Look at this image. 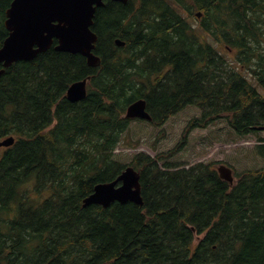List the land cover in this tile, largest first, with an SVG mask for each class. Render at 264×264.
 Here are the masks:
<instances>
[{"label":"trees","instance_id":"obj_1","mask_svg":"<svg viewBox=\"0 0 264 264\" xmlns=\"http://www.w3.org/2000/svg\"><path fill=\"white\" fill-rule=\"evenodd\" d=\"M10 2L0 0V47ZM92 29L98 66L54 41L0 75V139L15 138L0 148V264H264V167L229 184L210 162L171 160L194 128L218 120L258 136L264 0H104ZM86 77L85 97L70 101L68 86ZM138 98L156 127L189 105L200 114L172 149L123 163L115 149ZM127 165L142 205H82Z\"/></svg>","mask_w":264,"mask_h":264},{"label":"water","instance_id":"obj_2","mask_svg":"<svg viewBox=\"0 0 264 264\" xmlns=\"http://www.w3.org/2000/svg\"><path fill=\"white\" fill-rule=\"evenodd\" d=\"M127 2V0H117ZM104 0H11L5 11L4 25L8 35L0 47V75L4 67L17 60H31L41 51L49 48L54 39L56 50L80 53L90 66H97L100 58L93 52L97 34L92 29L93 16ZM200 12H197V16ZM116 44L124 42L116 39ZM86 78L74 81L67 88L70 101L82 99L86 94ZM127 118L150 119L145 109V100L131 102L126 108ZM260 129H264L261 126ZM13 137L0 141V146H9ZM221 178L231 181L230 169L225 165L217 167ZM132 201L142 205L139 172L128 165L120 175L111 181L97 183L93 191L83 198V205L100 204L109 206L113 202Z\"/></svg>","mask_w":264,"mask_h":264},{"label":"rangeland","instance_id":"obj_3","mask_svg":"<svg viewBox=\"0 0 264 264\" xmlns=\"http://www.w3.org/2000/svg\"><path fill=\"white\" fill-rule=\"evenodd\" d=\"M200 17L193 16L192 22L198 23ZM209 38H206V41ZM264 94V90L258 86ZM199 116V110L187 106L170 116L161 126L155 127L145 120L133 119L129 128L122 135L117 146L116 156L123 163H128L130 157L138 151H144L154 156L158 152H166L178 144L187 123L193 117ZM258 136L264 138V129ZM258 136H241L233 132L224 121L218 120L207 127L194 128L187 136L182 150L171 158L181 163L197 162L212 163L217 168L220 165L229 167L235 181V174L248 169L264 167V159L254 150ZM10 217V216H9Z\"/></svg>","mask_w":264,"mask_h":264},{"label":"bare ground","instance_id":"obj_4","mask_svg":"<svg viewBox=\"0 0 264 264\" xmlns=\"http://www.w3.org/2000/svg\"><path fill=\"white\" fill-rule=\"evenodd\" d=\"M83 202V201H82ZM82 205H83V203H82ZM89 205V204H88ZM83 206H86V205H83ZM110 206V205H109ZM104 208H107L108 206H103Z\"/></svg>","mask_w":264,"mask_h":264}]
</instances>
